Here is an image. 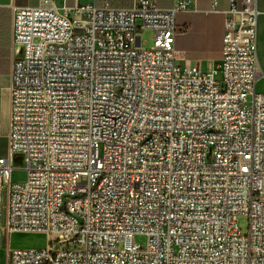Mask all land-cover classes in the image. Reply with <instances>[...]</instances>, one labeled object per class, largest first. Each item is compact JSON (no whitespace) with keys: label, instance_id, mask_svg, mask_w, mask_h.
<instances>
[{"label":"built area","instance_id":"obj_1","mask_svg":"<svg viewBox=\"0 0 264 264\" xmlns=\"http://www.w3.org/2000/svg\"><path fill=\"white\" fill-rule=\"evenodd\" d=\"M188 7L13 8L6 264H264L258 0H229L221 59L207 70L178 58ZM16 234L48 245L13 249Z\"/></svg>","mask_w":264,"mask_h":264},{"label":"crops","instance_id":"obj_2","mask_svg":"<svg viewBox=\"0 0 264 264\" xmlns=\"http://www.w3.org/2000/svg\"><path fill=\"white\" fill-rule=\"evenodd\" d=\"M57 8H72L95 4L102 7L106 2L115 7L128 8L134 0H53ZM159 8H173L180 0H156ZM187 11L178 14L177 22L185 32L175 41L178 58L182 63L210 68L219 63L222 55L226 16L224 11L229 0H218L219 12H208L213 0H184ZM40 0H0V158L8 155L10 115V90L12 85V10L14 7L37 6ZM258 55L264 74V0H258ZM258 92L264 94V77L256 84Z\"/></svg>","mask_w":264,"mask_h":264},{"label":"rangeland","instance_id":"obj_3","mask_svg":"<svg viewBox=\"0 0 264 264\" xmlns=\"http://www.w3.org/2000/svg\"><path fill=\"white\" fill-rule=\"evenodd\" d=\"M179 22H177L178 24ZM179 25V24H178ZM143 41L146 42L145 47L150 49L152 47L153 41L151 39V32L146 31L143 32ZM218 62L213 64L210 68H216L218 66ZM203 70H207V66L202 68ZM207 163H211L213 161V153L209 151L206 157ZM17 166V165H16ZM22 169V167L20 168ZM26 178V174L23 171H15L13 175V180L15 182H22ZM240 228L242 229V233L246 234L248 232L249 222L246 217H239L237 219ZM135 242L139 245H144L146 243L145 236H136ZM10 245L13 249H44L48 245V239L43 235H35V234H16L13 235L10 239ZM7 244V238L3 239V246ZM66 248V247H63ZM0 264H6L5 259V250L3 249L0 253Z\"/></svg>","mask_w":264,"mask_h":264}]
</instances>
